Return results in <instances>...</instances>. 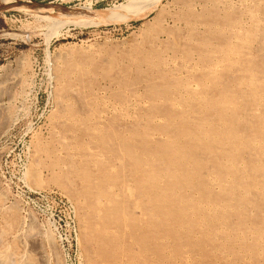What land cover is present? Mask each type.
I'll use <instances>...</instances> for the list:
<instances>
[{
	"label": "rangeland",
	"instance_id": "rangeland-1",
	"mask_svg": "<svg viewBox=\"0 0 264 264\" xmlns=\"http://www.w3.org/2000/svg\"><path fill=\"white\" fill-rule=\"evenodd\" d=\"M155 1L0 0V261L63 264L54 192L82 264H264V0Z\"/></svg>",
	"mask_w": 264,
	"mask_h": 264
},
{
	"label": "built area",
	"instance_id": "built-area-1",
	"mask_svg": "<svg viewBox=\"0 0 264 264\" xmlns=\"http://www.w3.org/2000/svg\"><path fill=\"white\" fill-rule=\"evenodd\" d=\"M38 200H49L54 211L46 219L52 228L59 248L63 264H82L78 246V222L74 204L65 197L54 192L39 194Z\"/></svg>",
	"mask_w": 264,
	"mask_h": 264
},
{
	"label": "bare ground",
	"instance_id": "bare-ground-1",
	"mask_svg": "<svg viewBox=\"0 0 264 264\" xmlns=\"http://www.w3.org/2000/svg\"><path fill=\"white\" fill-rule=\"evenodd\" d=\"M5 1H7V0H5ZM130 2L127 4V5H123V6H121V7H118L117 9H116V11H114V12H120L121 10H123V9H128V11L130 12L129 14H127L128 16H130V17H134V18H147L150 14H151V12L155 9V7H156V5H157V2L155 1V0H151L149 3H147L146 1H148V0H146L145 2L147 3V5L145 6V7H141V2H140V0H129ZM8 2H9V0H8ZM156 2V3H155ZM1 3V2H0ZM145 3V4H146ZM130 8V9H129ZM48 11V10H47ZM124 12L125 11H127V10H123ZM127 11V12H128ZM106 12V10H98V11H96V12H92V14H94V16L96 15H98V16H103L104 14H106L105 13ZM114 14V13H113ZM115 15H119V14H115ZM92 19H93V17H92ZM101 19V18H100ZM126 19V18H125ZM128 19H130L129 17H128ZM115 20V19H114ZM118 20H120V19H118ZM127 20V19H126ZM99 21V20H98ZM263 54V53H262ZM262 65V64H261ZM220 118L222 119V120H225V117L224 116H220ZM219 119V118H218ZM217 121H219V120H217ZM198 122V121H197ZM199 123V122H198ZM215 123H216V120H215V118L212 120V124H214L215 125ZM226 123V122H225ZM231 125H229V127H230ZM239 128V130H241V126L240 125H237ZM242 129H243V127H242ZM218 131H220L218 134H216L217 136H219V138L218 139H216V140H220L221 139V137H225V135H223V133L221 132L222 131V129L221 130H218ZM232 133V132H231ZM236 134L238 133V132H235ZM233 134H234V132H233ZM230 135H232V134H230ZM228 136V135H227ZM234 136H235V134L232 136L233 138H234ZM238 136V135H237ZM260 136V135H259ZM230 137V136H229ZM228 137V138H229ZM225 139H227L226 137H225ZM224 139V141H226ZM231 139V138H230ZM227 141H229V140H227ZM220 142V141H219ZM254 142H256L255 140H254ZM196 143H199V142H197L196 141ZM222 144V143H221ZM243 144V143H242ZM226 146V145H225ZM209 152L208 153H206L205 154V152H196V151H193V152H189V154H188V158H191V157H193L194 159H198L199 157H201L202 159H205V160H208L210 157H212L213 159L214 158H218L219 157V154L218 153H220L221 152V148H220V146L219 145H217V146H213L212 144H211V146H209ZM181 151V150H180ZM224 151V150H223ZM225 152V151H224ZM149 154L151 155V156H153V155H155V156H157L156 154H154V152L153 153H150L149 152ZM161 155V154H160ZM251 156V155H250ZM244 157V156H243ZM246 159V158H245ZM258 163V162H257ZM249 167V166H248ZM246 171L248 170L247 168L245 169ZM250 170V169H249ZM175 172V171H174ZM228 179V178H227ZM226 179V180H227ZM140 184V183H139ZM225 184V183H224ZM111 188V187H110ZM143 191V190H142ZM243 191V190H242ZM187 192V191H186ZM118 195V194H117ZM242 195V194H241ZM114 199H111L110 198V201H113ZM163 200H165V199H163ZM225 201V200H224ZM232 201V200H231ZM222 204V207L223 206H225V204H224V202H222L221 203ZM203 205V204H202ZM205 207V206H204ZM210 207V206H209ZM147 208H149V207H147ZM241 209V208H240ZM85 210V209H84ZM215 211V210H214ZM99 212V211H98ZM254 212V211H253ZM122 213V212H121ZM202 213V212H201ZM120 216H122V215H120ZM119 216V217H120ZM83 218H84V216H83ZM123 218V217H122ZM222 219V218H221ZM81 220H83V219H81ZM83 225V224H82ZM85 225V224H84ZM85 227V226H84ZM21 228V227H20ZM86 228V227H85ZM85 233V232H84ZM87 233V232H86ZM18 239V238H17ZM42 246V245H41ZM2 251V250H1ZM0 251V253L2 254V252ZM15 251V250H14ZM4 252H6V251H4ZM6 254V253H5ZM19 254V253H18ZM3 255H4V253H3ZM21 255V254H20ZM2 257H6V256H2ZM7 258H9V256H7ZM14 259V258H13ZM28 259V258H27ZM32 260V259H31ZM59 259H57V260H55L54 262V264H60V262L58 261ZM14 261V260H13ZM12 261V262H13ZM26 261V260H25ZM12 262H9L7 259L5 260V259H2L1 258V261H0V264H12ZM15 263V262H14ZM17 263V262H16ZM35 263H37V262H35ZM19 264V263H18Z\"/></svg>",
	"mask_w": 264,
	"mask_h": 264
}]
</instances>
